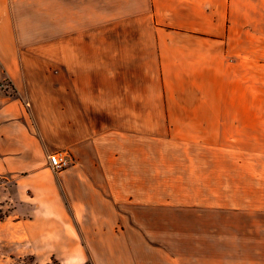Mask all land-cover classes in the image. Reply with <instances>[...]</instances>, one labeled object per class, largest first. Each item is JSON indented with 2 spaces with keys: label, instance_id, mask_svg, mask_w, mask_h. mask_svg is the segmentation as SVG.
<instances>
[{
  "label": "crops",
  "instance_id": "crops-1",
  "mask_svg": "<svg viewBox=\"0 0 264 264\" xmlns=\"http://www.w3.org/2000/svg\"><path fill=\"white\" fill-rule=\"evenodd\" d=\"M0 178V264H264V0H0Z\"/></svg>",
  "mask_w": 264,
  "mask_h": 264
},
{
  "label": "rangeland",
  "instance_id": "rangeland-1",
  "mask_svg": "<svg viewBox=\"0 0 264 264\" xmlns=\"http://www.w3.org/2000/svg\"><path fill=\"white\" fill-rule=\"evenodd\" d=\"M179 128L181 130L174 129V126H169V125L167 126L153 125L152 133L161 131L168 133H181L184 136L188 134L189 126H179ZM161 143L165 144L164 148L166 150L164 151L163 154L165 157L161 159L166 165H164L165 170L161 171L159 175L153 174V172L151 173L152 181L158 182L159 180L160 182V185H158V183H153L158 188L151 189L152 204L149 207L152 216L155 215L158 216L159 212H165V211L167 213H173L175 211V208L180 206L178 205V202H183L184 204L182 206L184 208L189 209V197L191 193L189 140L184 138V140L181 141L177 137H174V141L160 142V145L158 144V141L152 142V144L154 145L156 144L155 147H160L162 149L163 146ZM58 149H64L70 154L72 158V164L70 166L75 164L76 158L68 149L65 148H58ZM56 150L52 152H55ZM1 183H2V179L0 178V184ZM4 214H5L4 208L1 207L0 205V218H2ZM154 223H157V221H152V224ZM13 262L14 264H34V259L33 256H24V257H17L16 259L13 260ZM88 264H92V261H89Z\"/></svg>",
  "mask_w": 264,
  "mask_h": 264
},
{
  "label": "built area",
  "instance_id": "built-area-1",
  "mask_svg": "<svg viewBox=\"0 0 264 264\" xmlns=\"http://www.w3.org/2000/svg\"><path fill=\"white\" fill-rule=\"evenodd\" d=\"M49 163L54 171H61L72 164L70 154L64 149H58L49 154Z\"/></svg>",
  "mask_w": 264,
  "mask_h": 264
}]
</instances>
